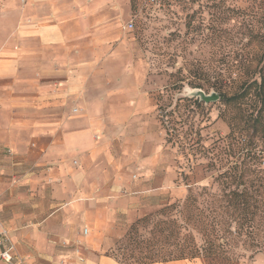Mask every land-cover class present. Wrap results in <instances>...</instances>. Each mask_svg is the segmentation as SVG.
Returning a JSON list of instances; mask_svg holds the SVG:
<instances>
[{
    "label": "rangeland",
    "instance_id": "1",
    "mask_svg": "<svg viewBox=\"0 0 264 264\" xmlns=\"http://www.w3.org/2000/svg\"><path fill=\"white\" fill-rule=\"evenodd\" d=\"M105 1L112 4L105 11L110 45L92 85L111 107L95 104L92 118L95 134L109 135L105 148L127 195L87 205L67 186L55 187L57 173L39 157L0 140V211L17 235L15 264H26L32 251L43 261V252L76 247L133 264L153 247L177 251L189 234L198 247L213 240L218 256L194 258L202 264H264V134L253 136L238 120L237 140L231 137L241 110L222 99L264 73V0ZM197 89L219 99L200 100ZM252 102L243 111H252ZM236 165L238 233L228 199L236 182L221 177ZM54 212L55 222L45 220Z\"/></svg>",
    "mask_w": 264,
    "mask_h": 264
},
{
    "label": "crops",
    "instance_id": "2",
    "mask_svg": "<svg viewBox=\"0 0 264 264\" xmlns=\"http://www.w3.org/2000/svg\"><path fill=\"white\" fill-rule=\"evenodd\" d=\"M110 7L105 0H0V140L22 156L39 157L57 173L52 184L63 190L67 186L87 205L101 200L115 203L119 193L126 196L128 191L113 171L112 155L106 149L109 135L98 137L92 118L95 104H101L103 111L111 107L102 88L92 85L103 68L99 57L110 45L111 24L105 13ZM119 113L113 116L123 117ZM61 193L56 189L57 195ZM123 204L120 201L118 209H125ZM56 213L45 220L55 222ZM0 219L17 250V235L5 225L1 211ZM31 254L26 264H58L62 259L65 264H124L92 250L84 254V262H78L72 251L58 248L43 252L48 263L40 261L35 251ZM0 264L8 263L0 260ZM149 264L202 262L178 259Z\"/></svg>",
    "mask_w": 264,
    "mask_h": 264
},
{
    "label": "trees",
    "instance_id": "3",
    "mask_svg": "<svg viewBox=\"0 0 264 264\" xmlns=\"http://www.w3.org/2000/svg\"><path fill=\"white\" fill-rule=\"evenodd\" d=\"M222 99L224 100L225 105L230 109L238 108L241 110L240 118L234 116L231 119V137L234 139L236 138L237 140V134L235 136V133L239 127L240 121L244 122L243 129H246L249 132L250 130L253 131V136L264 134V73L259 78H252L242 81L240 90L234 92V94L231 95L223 94ZM251 99L253 100L251 105L253 106V110L249 112L243 111V105L247 104V102H249ZM238 120L240 121L238 122ZM236 168L237 165L228 168L225 172L221 173V177H225L226 179L224 180L229 181L230 179L232 182L233 180L236 182V180L239 179V175L236 172L237 170H235ZM228 199L231 201L229 206L233 207L232 215L235 216V220L237 222L236 233H238L239 230H242L239 182H236L235 189L228 193ZM181 213L184 214V210L181 211ZM175 221L178 220H174V222ZM174 222L170 221L166 222V224ZM187 225H189V223L184 225L183 223L179 222L178 227L180 229H187ZM170 226L171 225L166 226V229H169ZM223 231L226 232V229ZM204 235H207V232L204 233ZM180 240L181 242L179 243V248L177 251H172L169 249L164 250V245L162 246L161 251H157L158 249L155 250L153 247L151 250H149V252L146 251L148 252L146 255L139 256L135 262H133V264H149L154 262L174 261L178 259L194 260L196 257L203 256L206 258L209 255H212L214 258L218 256V254H216L217 252L214 251V243L210 236H208V238L205 240V245H203V247H198L195 236L192 234L184 236ZM151 244L153 246L157 245L156 242H151ZM162 252H165L164 257L157 259L156 256L161 255ZM130 257L133 259L134 255H131Z\"/></svg>",
    "mask_w": 264,
    "mask_h": 264
},
{
    "label": "built area",
    "instance_id": "4",
    "mask_svg": "<svg viewBox=\"0 0 264 264\" xmlns=\"http://www.w3.org/2000/svg\"><path fill=\"white\" fill-rule=\"evenodd\" d=\"M132 27V23L130 25ZM76 111V109H75ZM84 233H88V228L84 229ZM64 246H68L69 244L65 241ZM74 255L78 262L86 261L85 255L82 254L78 247L73 249ZM0 260L8 263L15 264L20 258L17 255L16 245L10 238V231L4 226L2 220L0 219ZM58 264H65V260L62 259L58 262Z\"/></svg>",
    "mask_w": 264,
    "mask_h": 264
},
{
    "label": "water",
    "instance_id": "5",
    "mask_svg": "<svg viewBox=\"0 0 264 264\" xmlns=\"http://www.w3.org/2000/svg\"><path fill=\"white\" fill-rule=\"evenodd\" d=\"M195 96L199 97L200 100H205L206 102L216 101L219 99L217 93L213 92L212 94H207L204 90L197 89L195 91Z\"/></svg>",
    "mask_w": 264,
    "mask_h": 264
}]
</instances>
